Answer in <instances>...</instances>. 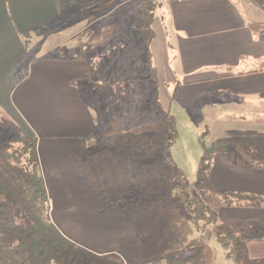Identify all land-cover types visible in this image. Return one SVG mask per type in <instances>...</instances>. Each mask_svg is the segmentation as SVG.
I'll use <instances>...</instances> for the list:
<instances>
[{"label": "crops", "instance_id": "crops-1", "mask_svg": "<svg viewBox=\"0 0 264 264\" xmlns=\"http://www.w3.org/2000/svg\"><path fill=\"white\" fill-rule=\"evenodd\" d=\"M97 1L0 0V112L34 143L51 224L63 239L94 257L114 255L123 263L125 257L139 256L128 211L113 205L118 193L134 186L131 161L123 150L98 144L105 138L95 129L107 123L101 115L116 108L135 112L132 101H126L132 94L117 105L111 87L118 80H139L143 103L156 94L164 110V84L178 82L172 57L183 80L175 96L218 97L222 129L237 127L241 133L232 139L252 145L253 153L225 150L211 158L208 184L215 193L217 220L264 223V71L257 70L264 60V33L254 35L248 27L264 24V0L165 1L156 8L149 43L131 22L121 27L129 34L112 39L123 41L120 55L112 40L99 45L104 28L95 25L132 1L126 0L107 12H89L91 25L72 39L92 28L90 41L63 45L74 55L36 56L27 49L36 33L60 31L72 9L76 14L90 4L95 8ZM150 68L158 84L148 95ZM87 94L96 100L92 105ZM125 104L129 108L124 110ZM245 251L251 261L264 260V237L248 240Z\"/></svg>", "mask_w": 264, "mask_h": 264}, {"label": "rangeland", "instance_id": "rangeland-1", "mask_svg": "<svg viewBox=\"0 0 264 264\" xmlns=\"http://www.w3.org/2000/svg\"><path fill=\"white\" fill-rule=\"evenodd\" d=\"M140 2L141 0H132L130 3L117 8L118 10L110 18L100 21V23L95 25L96 27H100L101 30L104 28V32L101 33L100 39L98 40L101 47L104 46L105 43L107 44V41L111 42L110 40H112L113 37H116L117 40H123L120 39V36L123 38L125 35L129 34L128 32L123 34L121 27L125 24H129L131 19L135 18L136 9ZM80 10V12L74 13V15V10L72 9V11L63 18L64 21L70 20V22L63 23H67V26L60 29V31L49 35H46L44 31L36 33L35 38H31L30 42L26 43L27 49L29 51L35 50L36 56L49 52H53L51 55H74L71 54L69 50L63 48V45L74 46L77 42L87 43L90 41L88 36L91 34L92 28L83 33L80 32L77 38H72L80 28H84L85 25H91L92 16L89 12H93L95 8L91 7V5H87ZM92 41L93 39L91 42ZM115 42H112V45L116 47L114 51L116 50L118 54L120 53V55H123V48L125 47L123 41ZM54 48L57 50L54 51ZM108 51L111 52L113 49ZM175 65L174 58H170V68L176 73L178 82L177 84L173 82L164 84L165 92L168 96L167 102H164L166 105L164 110L167 109L168 113L175 120L177 137L174 143L168 147L166 153H158L155 159L142 162L143 168L141 170H139L135 161L130 162L131 180L134 185L132 191H136L128 193L127 199L120 205L128 211L131 217L130 219L139 241L140 254L139 256L125 257L124 262H121V264H165L163 260H151L150 257H153L159 252L160 247L157 246L158 239L163 233L162 227L167 225L169 220L171 221L173 232L166 231V233L174 239L176 243H180L185 248L194 245L201 246L203 248L204 257L209 264H231L225 252L217 244L213 236V232L216 228L215 224L213 225L211 223L206 226L203 221L196 219L183 209L179 202V192H183V186L180 188L182 183L179 178L181 175L193 196H197L194 185L197 170L203 155H208L212 158L215 153H220L225 150L247 152L248 146L242 143V141L232 139L236 137L235 135L241 133L237 127L228 130L222 129V122L219 120L222 113H219L218 110L221 109V105L223 104L218 97H205L200 95L194 99H184L175 96L176 89L178 90V87L183 81ZM111 89L114 91H121V93L118 94H122L121 97L123 99L124 97L127 98V95L130 94V91L127 92L128 89L126 87L119 90L117 82ZM123 95L125 96L123 97ZM118 97L119 95H116L115 100H118ZM86 99L89 101V105H92L91 103L96 101L92 100L88 94ZM98 100H101V98ZM128 100L133 103L134 98L129 97L126 101ZM124 106V110L129 108L127 107L128 104ZM121 110H123V108H121ZM117 112L128 125L131 124L130 129L126 133L143 136H150L158 133V122L148 120L146 112L141 115L133 113L130 115V113L120 112V110L116 108L113 115L116 116ZM104 118L105 116L101 115L100 119L104 120ZM109 123L107 122L105 124L102 122L101 126L95 129V135L99 138L108 136L110 139L122 135L123 132L120 131L122 129L118 128L112 129L110 132L106 133V129L111 126V122ZM222 139H227V142ZM32 142V139L28 137L26 132H24L19 125L10 121L0 112V147H4V151L0 152V213L6 212V215H8V208L12 206L13 208H24V205L30 206V204L32 205L34 202V200H31L32 197L30 198L31 201L27 198L25 199V195L27 196L29 194L22 189V184L17 182V172L19 168L17 162L24 159L23 153L26 150H24V148L25 146L32 147ZM121 147L122 146H115L118 150H122ZM129 150L128 153L133 155H141V157L142 155H146L144 152L137 153L135 148H129ZM158 165H160L159 168ZM171 165L175 166L176 170L172 169ZM37 172L38 177L42 180L43 187H45L43 177L39 171V164L37 166ZM30 191V194L34 196L35 194H33V191H35V187L30 188ZM205 191L204 196L206 198H214L215 193H212L213 191L207 189H205ZM11 192H14L13 194L18 193L19 198L17 197V201H4V194L8 193L11 196ZM20 198H23L22 201L24 204L20 201ZM206 200L211 201V199ZM9 203H11L10 207ZM13 203H17V205ZM46 207L47 212L40 218L35 212L37 205H32L29 210L34 213H30V218L41 222L43 220V225L50 227L48 221H50V224L52 222L49 216V203H46ZM0 220H2L1 217ZM15 233H17V231H15ZM62 235V233H59V236L63 239ZM63 240L70 243L67 239ZM10 246L14 248L15 251L19 249L16 242H11ZM31 255H33L31 251L20 254L17 253V255H14L12 252L9 256L10 260H5V262H0V264H36V262L32 260ZM49 264L64 263L61 260L60 262L52 261ZM67 264L118 263L101 257L88 255L86 252H75L74 257L71 259V263Z\"/></svg>", "mask_w": 264, "mask_h": 264}, {"label": "trees", "instance_id": "trees-1", "mask_svg": "<svg viewBox=\"0 0 264 264\" xmlns=\"http://www.w3.org/2000/svg\"><path fill=\"white\" fill-rule=\"evenodd\" d=\"M123 1L125 0H98V6H96L95 9L107 12ZM163 2H165V0H141L136 9L135 18L131 19L132 26H136L147 43L154 37L151 26L156 15V8L161 7ZM248 27L254 35L264 33V24H249ZM257 70L264 71V60L258 63ZM116 82L119 85V90L126 87L128 89L127 92L130 91V94H132L131 97H133L134 100L131 107L135 111L133 114L141 115L146 112L148 120L158 122V133L150 136L126 133L130 128L124 127L122 116H120L118 112L117 115L114 116V111H112L105 114L104 120L108 123L111 122L110 127H114H108L106 133L116 128L122 129L120 131L123 133L113 139L105 136V139L99 140L98 144L108 147L122 146L121 148L128 155L129 160L135 161L139 170H141L143 168L142 162L155 159L158 153H166L168 147L174 143L177 137L176 123L174 118L168 113V110H163L161 108L156 94L153 98L151 96L147 98V104L143 103L139 95V91L143 90L139 80L126 78ZM148 82L153 84L152 87L149 86L147 89V94L150 95L152 90L155 91L157 89L158 84L155 71L152 68L148 71ZM71 85L77 86L76 82L71 83ZM98 86L101 87V85ZM118 93H121V91H117L116 93V95H119L116 102L117 105L122 106L125 95H123V99L121 97L122 94ZM141 101L143 105L140 104ZM32 144V147L25 146L24 150L26 149V154L25 152L23 153L24 159L17 162V164H19L17 182H20L23 186L22 189L29 194L27 196L25 195V199L27 198L30 200L32 197L31 200H34L32 205H37L35 212L41 218L42 215L47 212L46 191L44 189L45 187L42 185V180L38 177V161L36 159L37 156L34 143L32 142ZM246 145L248 146V152L253 153L251 143L248 142ZM129 148H135L137 153L144 152L146 155H142L141 157V155L128 154L130 151ZM3 149L4 147H0V152H3ZM159 166L160 165H158V168ZM171 167L176 170L175 166L171 165ZM210 168L211 157L203 155L200 160L194 185L197 196H193L188 185L180 175L179 180L182 183L180 188L183 186V192H179L180 204L186 212L196 219L203 221L206 226L211 223L213 225L215 224L216 228L213 232V236L217 244L225 252L231 264H264V260H249L245 251V243L248 240H256L264 237V223L237 225L235 223H224L217 220L215 200L204 196L206 192L205 189L212 191L207 182ZM32 187H35V191H33V194H35L34 196L30 194V188ZM133 188L118 193L113 200V205H120L125 201L128 193L134 192H132ZM13 193L11 196L8 193L4 194V201H17V197L19 198L18 193ZM22 199L23 198H20V201H22ZM206 199H211V201ZM13 204L17 205V203ZM32 205H24V208H13V206L11 208L6 207L8 208V215H6V212L0 213V217L2 218V220H0V262L3 263L5 260H10L9 256L12 252L14 255H17V253L20 254L31 251L33 254L31 255L32 260L35 261L36 264H49L52 261L60 262L61 260L64 264H67L71 263V259L74 257L75 252H85L78 246L65 242V240L59 236V232L56 228L50 224V221H48L50 227H46L42 223L43 220L42 222L36 219L32 220L30 218V213L34 212L29 210ZM10 206L11 203H9V207ZM171 226V221L169 220L167 225L162 227L163 233L157 243L160 250L153 257H150V259L163 260L165 264H209L204 257L203 248L201 246L194 245L185 248L168 236L166 231L173 232ZM15 231H17V233H15ZM11 242H16L19 246V251L16 248L17 251H15L14 248L10 246ZM101 258L121 264V260L114 255L103 256Z\"/></svg>", "mask_w": 264, "mask_h": 264}, {"label": "built area", "instance_id": "built-area-1", "mask_svg": "<svg viewBox=\"0 0 264 264\" xmlns=\"http://www.w3.org/2000/svg\"><path fill=\"white\" fill-rule=\"evenodd\" d=\"M166 2H181L183 0H165Z\"/></svg>", "mask_w": 264, "mask_h": 264}]
</instances>
